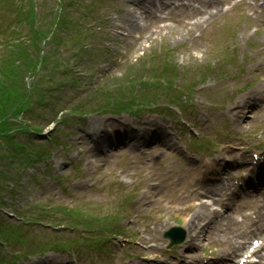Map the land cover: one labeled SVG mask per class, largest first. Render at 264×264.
<instances>
[{"label": "rangeland", "instance_id": "obj_1", "mask_svg": "<svg viewBox=\"0 0 264 264\" xmlns=\"http://www.w3.org/2000/svg\"><path fill=\"white\" fill-rule=\"evenodd\" d=\"M1 14H5V17H0V23L1 21H4V23H1L2 25L8 24V19L6 16L5 11L0 12ZM14 13L9 12L8 18L11 16L12 18H15L13 15ZM122 24L127 25L129 23L122 22ZM12 27H16L19 31H24L26 26H19L17 24L13 25ZM83 27V26H82ZM170 29V28H169ZM83 32L88 34L89 29L83 27ZM175 31H182V30H175ZM254 31V30H253ZM253 31H248L247 35L244 38H241V34L238 35V40L233 44L240 43L245 48V43L248 45L249 40H253L254 36L260 37L262 39V36L259 35L258 32L254 34ZM79 32V31H78ZM134 34V33H133ZM164 33H160L157 38L156 36L152 37L150 41L143 42L141 44L137 43V47L140 46V48H133L130 54L127 53L125 50V47L128 45V42H132V38L128 42H123L121 38H119L116 42V44H113L114 41L112 37H110L108 34H105L106 39H111L112 49L110 51L105 52L102 51V48L99 47L98 49H101L99 53L93 57V59L90 60L91 68L100 63L105 68L102 74V78H100L96 82L98 83V87H101L102 83L106 81L107 84H112V81H115L116 79H121L124 76L126 77L125 80H128L129 73L134 72L135 73V79L142 81L144 84L146 79H149L147 77L152 76L155 73H159V75L156 76L155 83L159 78H161V74L164 71L162 69L161 59L159 58L161 54H164L168 49H173L174 52H176V57L174 56L172 60L174 63H178L180 66V71L188 73V77H191L196 75L199 76V78H196L194 80V84H196V87L193 89L192 98H194V102H190V105H192L193 108V114L192 118L194 120V124L190 127L187 126V124L184 123L183 117H181L180 122L177 123V128H170L171 134H173L172 140H170L171 143L176 148V151L174 153H171L169 150L165 149L158 150L156 152H153L151 155H145L141 157L142 159L134 163L132 160L129 159L128 155H122L119 157H114L111 161V164L108 165V161H101L98 162V164L93 167L92 169H89L88 166H86L85 162H95L96 160L93 158H88L85 156L82 160V163L76 164V162L79 161L81 158L80 156L84 153H87V148L92 147L94 143H90L88 140H81L75 143V141L68 143V145H71L70 148L72 151H74L75 156H72L67 154L65 155V152H60L61 147H58V143L62 142L64 140V134L63 132L66 131V137L65 141L68 139V136L70 131L72 130V124L73 123H65V126L59 127L58 131L56 133V138L58 143L56 145L52 146V149H54V152L56 153L52 158L47 161L46 163H41L40 170L41 173L46 172V169L48 167L53 165H58V169L56 170L58 175H61L63 178H66L65 185H57L53 183L52 179L44 178V176L41 178V181L44 183V185H47L49 188H52V191L56 195V199L60 202L61 200H65L68 198V200L74 199L75 196L71 195V190H75L77 188V185L71 186L70 181L75 180V176H80L81 173L78 172V168L85 170L86 173L83 175L81 180L83 181V185L87 186L86 190H81V192H78V195H83V198H87L92 200L94 202V199H104L102 202H107L104 205H98L93 206L92 212L97 217H103L106 218V213L108 211V203H111L112 199H119L120 194H128L132 196V199L140 200V192L142 195L146 196L145 199V205L142 207L141 211L138 209H132L130 207V204L128 205V209H126L123 213L124 217L126 215L128 221H126V224L129 226L131 232L136 233V241L137 244L134 242L130 243V245L137 246L135 248V257L130 260L129 264H175V259L173 256H176L179 258L180 254L184 255H199L202 256H208L210 257L211 251L213 253H216L218 250L217 248L220 247V245L223 244L224 240L226 238H229L230 235L236 234L239 229H241L244 225L242 223V220L237 221H231L230 225H227V221L224 218V215L217 214L216 219L222 220L218 223V226H216L214 223H212V227L208 229V231H205L203 233V236L200 240L195 241L197 238L192 239L189 238V230H187V239L185 243L175 246V248L167 249L166 244L167 240L163 238V233L166 229L173 226L175 223L176 225H182L183 227L185 224V216H183V213L185 214L184 210L189 207L191 204H181L176 205L171 202V199L167 198L171 195V186H169L168 182L170 180L175 179V176H172L171 173H168V171L173 170L172 168V160L177 159V161L181 160L180 157H185L184 153V145H181L177 143L178 141L181 142H188V139H184L181 137V134H186V132L190 135V133L196 137L198 136V133H202L203 138L197 139L198 142L205 143L212 135H216V133L223 132L222 130H218L220 126H223L224 124H228V120H226V115L219 114L220 117L216 118L214 115L209 113V110H211V107L208 105L206 106V109H202L199 105V101L202 100V103L205 102V99L212 98L216 93V91L221 92V98L220 100H216L215 102H219V104H213L217 105L220 110H224V107L220 106V103L227 107V104L234 103L233 101L229 103V100L232 97H229L226 95L224 97V91L232 92L237 96L239 91L237 89H240L244 85V83H248L251 80L255 79L256 73L255 71H249L243 75V73H239L238 70V61L235 54V49L233 50L232 47L229 48H223V43L219 40H217V46L214 44L216 41L214 40H206L203 41V48H197L195 50H187V48L183 45H180L182 41H177L175 37L168 38L169 31H165ZM163 35L164 38L161 36ZM22 38H25L26 34L21 35ZM178 37L183 38L181 34L178 35ZM220 37V35H218ZM12 40V38H8ZM214 39V38H212ZM183 40V39H182ZM232 40V37L231 39ZM263 42V41H262ZM67 44H69L67 42ZM219 44V45H218ZM2 47L0 46V53H1ZM263 47L262 45L258 48L253 50L252 52L255 55H262L263 54ZM141 51V52H140ZM181 52L186 55V57L181 59ZM237 52V50H236ZM86 57L89 56V53H85ZM162 56V55H161ZM238 59L241 57V54H237ZM148 62L149 59H151ZM64 58V56H63ZM29 60H33V55H28ZM145 59V60H144ZM144 60V61H141ZM141 61V62H140ZM156 62L157 66L153 68L151 67V63ZM232 65L231 69L228 64ZM148 67L150 69H148ZM255 67V65L253 66ZM249 68V66H248ZM116 70V71H114ZM113 73V74H112ZM112 74V75H111ZM180 76V72L178 73ZM115 76V77H114ZM113 78V80L110 81V79ZM243 77L245 78L244 81L239 82L238 78ZM235 78L234 81H231V79ZM24 76L20 78L21 85H24V82L26 84V80L24 81ZM33 79H29L27 81H32ZM91 79H87V82ZM177 81L181 82V85L184 87V89H181V94H186L185 87H189L190 84L186 81L180 80L178 77ZM44 84V83H43ZM41 84V86L43 85ZM88 84V83H87ZM85 84V86H87ZM78 85L73 84L70 85V87ZM204 86V88H202ZM159 88V87H158ZM79 89V92L76 93L73 91V89L66 90L59 95H56V99L60 98L62 103L64 100L69 99L71 96H73V101H75L77 98L84 99L83 102H86V106H88V98L91 93H87L86 91ZM241 90V89H240ZM172 95H174L172 93ZM173 100H178V98L175 96ZM179 101H176V103ZM76 103V101L74 102ZM64 104V103H63ZM178 104V103H177ZM212 105V103H210ZM51 105L47 107L46 111L43 109L42 111L38 110V107L35 109L38 110V114H48L51 117L54 116L55 111H60V107H62V104H58L56 109L52 111ZM89 110V108H88ZM203 114H201V112ZM185 114H191V111L188 107L186 111H184ZM202 115V116H201ZM217 115V113H216ZM91 117V116H90ZM90 117H87L86 119H89ZM131 115H120V117L116 118L113 116L108 115L107 118L112 119V122H120V119L126 120V119H132L130 118ZM134 117V116H133ZM155 117V116H154ZM36 116H33L32 119L35 123ZM72 117L68 115V119L70 120ZM148 118V113H144L143 115L141 113L138 114V118ZM28 119V118H27ZM136 119V118H135ZM159 119V118H158ZM40 120V119H38ZM217 120V121H216ZM244 118H241L240 125L243 126ZM254 122L256 121H250V123L253 125L251 131L249 132V135L245 137V140L238 141V146L234 147L235 149H254L259 151V148L257 143L260 141H264V135L261 131V127L257 126ZM13 124H16L13 122ZM42 124H47V121H43ZM183 124L184 128L180 129V125ZM61 126V124H59ZM237 125H232L233 130H241L243 128L239 127ZM51 125H48L46 127L45 134L49 135L51 133ZM201 128H204V130L201 131ZM223 127V129H225ZM256 135V136H255ZM22 135H18L20 137ZM45 136V135H44ZM47 144H44L43 147H46L49 145V139L47 138ZM169 141V139H168ZM37 146H39V143H35ZM51 146V145H50ZM150 146V145H149ZM179 153H178V152ZM237 150H234L236 152ZM59 152V153H58ZM223 152V151H222ZM61 154V155H60ZM77 154L79 155L77 158ZM174 155V156H173ZM173 157V158H172ZM189 158L194 159L195 162H198V157L195 155H189V157L186 159L185 163H194V161H190ZM135 160V159H134ZM162 163V164H161ZM132 166V168H131ZM54 167V166H53ZM87 167V168H86ZM55 168V167H54ZM128 168V171L122 173L124 170ZM123 169V170H122ZM36 171H28L23 176V185L26 187L25 189H22L20 191L19 195V203L21 205H30L35 204L38 201H44L50 204L51 200L50 197L46 195L45 187H40V185H37L32 177L37 175L39 176V172ZM246 168L242 170L240 173H245ZM119 172H121L119 174ZM85 179V180H84ZM149 179V183L151 186L154 187L153 192L155 195L151 198V193H148L150 191L149 185H147V180ZM51 180V181H50ZM55 181V180H54ZM42 185V186H44ZM67 185L68 188H67ZM104 189H110V190H104ZM146 192V193H145ZM101 194V195H100ZM117 194V195H116ZM42 196H45L44 198H41ZM54 200L53 196H51ZM232 199L234 200V206L236 204L241 203V201L235 197V195L231 194ZM155 199V201H153ZM257 199L252 197L248 200L250 203H255ZM141 201H139L140 204ZM126 203H124L125 205ZM244 207H245V203ZM93 204H91L92 206ZM172 205V206H171ZM20 209H23L20 206ZM163 209H176L181 215L173 214L172 212H161ZM90 208H86V211H89ZM183 211V212H182ZM12 211L11 209L7 208L4 213L10 214ZM2 214V213H1ZM258 214V210L255 211V216ZM3 215V214H2ZM214 220V222L216 221ZM79 221H82V224H78ZM89 222H94V216L90 215L86 212H82L81 214H71L69 217L66 218L65 225L63 228H66L68 230H75V229H89L92 228L89 225ZM253 222V221H252ZM252 222H249V224H252ZM94 228V227H93ZM92 228V229H93ZM212 228L215 229V231H212ZM134 233V234H135ZM201 236V235H200ZM86 239H92L95 240L94 235L86 236ZM133 238V237H131ZM12 239L15 240L14 245L22 247L21 252L26 257H30L33 255H39L46 252V249L48 247V244L46 243V240L44 239V236L39 234L38 232H32V233H19L17 231H12L11 236L8 238L7 242L11 243ZM192 239V240H191ZM117 244H123L126 241L124 239L115 241ZM202 242L205 246L210 247V249L204 250V252H200L197 246L199 243ZM56 246H63L64 243L61 241H54L52 242ZM109 248L112 249L111 243H109ZM128 253L131 252V248L127 249ZM134 248L132 246V252L133 253ZM55 254V253H54ZM102 255H100V261H103ZM187 259V258H184ZM190 259V258H189ZM125 260V259H124ZM41 261V260H39ZM61 261V260H60ZM173 263H172V262ZM187 261V260H186ZM21 264V263H20ZM44 264H62L59 262L55 263V259L46 261ZM122 264H126V262H123ZM177 264H180V262H177Z\"/></svg>", "mask_w": 264, "mask_h": 264}, {"label": "bare ground", "instance_id": "obj_2", "mask_svg": "<svg viewBox=\"0 0 264 264\" xmlns=\"http://www.w3.org/2000/svg\"><path fill=\"white\" fill-rule=\"evenodd\" d=\"M133 3H138V4H142L143 1L142 0H131ZM131 1H128L127 3H131ZM221 12V10H217L215 13L209 14V18L213 17L214 15H218ZM137 26V24L135 25ZM189 33H191V31H189ZM261 65H264L261 63ZM264 88V82L261 81L260 85H258L254 90L245 93V94H240L236 99H235V107L238 111L235 112V114H233V119L235 117L236 114H238V116H240V114H242V116L244 117V110L248 109V99L250 96L254 95L255 93H259L262 89ZM258 101V99H257ZM241 118V117H240ZM236 120V119H235ZM239 124V121L236 122V125ZM122 125V123H120V126ZM118 126L115 122H112V125L109 126V130L112 132V137L116 136L117 134H120L124 131V129L122 127ZM131 130L136 134V136L139 138L140 136L143 135V132L138 131L134 128V126H130ZM133 133V134H134ZM92 137L95 141L96 144H100V141H108V139L104 136L101 135H97V136H93L91 133L88 134V137ZM134 148V147H133ZM95 149H100L99 146H96ZM195 226V229H194ZM193 228L194 229V234L196 236L199 235L200 232H202V230H199V226H196L192 220V218H190L187 222H186V228Z\"/></svg>", "mask_w": 264, "mask_h": 264}, {"label": "trees", "instance_id": "obj_3", "mask_svg": "<svg viewBox=\"0 0 264 264\" xmlns=\"http://www.w3.org/2000/svg\"><path fill=\"white\" fill-rule=\"evenodd\" d=\"M3 106H5V105H3ZM14 108V107H13Z\"/></svg>", "mask_w": 264, "mask_h": 264}]
</instances>
